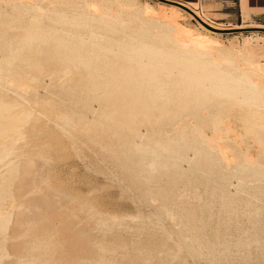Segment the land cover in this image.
Segmentation results:
<instances>
[{"label": "rangeland", "instance_id": "obj_1", "mask_svg": "<svg viewBox=\"0 0 264 264\" xmlns=\"http://www.w3.org/2000/svg\"><path fill=\"white\" fill-rule=\"evenodd\" d=\"M31 1L22 0L21 4L18 2L22 6L21 8L24 9L21 12L23 17L26 13L23 20L19 13L21 8L17 2L12 5L0 3V8L3 5L1 9H6L3 12L9 15L10 22H12L14 17L18 19V14L19 18H21L20 23L14 19L13 24L9 22L6 14L4 20L2 18L1 21L0 18V22H5L7 25L0 23V57H2L0 61L5 62H0V69H2L0 70V76L3 78L7 77L5 78L7 81L0 77V84H3L0 85L2 86L0 88V105H2L1 101H4L3 105L5 102L8 106L13 104V107L10 108V115L13 118L15 116L23 117L21 116L22 114H33L29 120L23 119L22 124H20V121V123H14L15 125L11 123L14 126L11 130L15 128L14 130L16 131L11 133L9 130L10 133L6 137L2 136L3 140L0 137L2 141L5 140L4 142L0 141V146L3 145L2 148L7 146L6 148L12 149L11 147L9 148L12 145L13 153L15 151L14 154L11 153L13 157H8L9 159L3 165H0L1 170L5 169L3 171L0 170V176L4 178L1 180L2 178L0 177V180L5 181L4 186H8V188H4L9 190V192L5 190V201L1 200L4 201L3 203L0 201L2 203H0V206L2 205L0 213L2 210V213L4 211L9 212V214L12 213L11 217L9 215L11 222L8 224L7 232H2L7 234L1 235L0 232V264H27L28 262L30 264V257L33 258L31 260V262L33 261L32 264H43V260L46 264L49 262L50 264H264V169L261 171L246 170L241 168V166H236L225 173L223 183L220 184L213 181L215 177H210L208 170L202 169V171H199V138L197 132L199 130L203 131L201 128L205 132L207 131V134L211 132L208 122L202 117L203 109L200 105L203 103V99L193 97L184 99L185 96L182 98L177 95L178 90L186 87L189 81L188 78L193 73L189 72L190 75H188L187 79L185 77L188 72H185L184 77L183 74L180 75L181 77L175 75L172 79L165 80V84L162 86L165 87L166 85L170 100L166 101L168 105L163 108L164 111L162 112V108H159L161 113L156 107L154 109L158 112L155 113L153 109V114L149 113L152 116L146 118L141 117L145 113L140 110V116L137 113L136 115L139 117L135 119L137 121L133 122L134 125L135 123L137 124L136 127L131 125V130L124 128V131L120 124L115 123L117 126H114L112 125L114 124L113 120L110 121L109 117H106L105 114L107 113L105 112L109 114L112 109L104 103L105 97L102 90L105 86L104 84H107L111 79V76H103L102 73L110 74L108 72L109 69H113L111 67L118 68L116 67L117 61L114 64V61H111V56H109L110 60H108V56L101 53H96V55L99 57L104 55L106 56L105 59L104 56L102 59L95 55L89 59L91 56L89 57V54L84 53V57H87L85 59L89 60V62L95 64L97 60L95 64L97 72L95 71L96 67L92 63H90L91 66L89 65V70V67L84 69L82 68L84 66L80 64L81 68L80 66L75 68L78 64L75 63L77 66L74 65L73 62L76 61L71 56H68L72 54L71 50L67 49L66 53V48L65 51L60 50L63 47L61 48L56 43L58 50L56 49L57 47L55 48V42L49 41L50 43H46L47 46L43 44L44 50L49 47L48 52H46L47 50L43 51L42 44L34 43L32 47H34V50H38L35 63L31 64V67L30 64L26 63L23 65L24 67L22 66L23 68L19 69V76L18 73L16 74L17 78H22L21 80L19 78V80L23 83L30 78L36 77L38 81L35 78L32 80V82L35 81L32 85H37V88L36 86H34L35 88L31 87L30 79L26 84L31 87V91L29 89L30 92L28 91L19 97L15 96L16 94L14 93L16 91L11 90L12 85L8 84V81L9 83L11 82L9 78L11 70L6 65V59L10 55L9 52L13 53L15 48L17 50L20 46V44L17 46V42H19L17 40L20 38L24 39L26 36L24 32H28L25 27L31 24L29 23L31 22L30 18L32 20L34 15L32 14L33 16H31L33 12L30 13V8L27 7V10L25 7ZM35 1L33 0L32 3L41 6V8L43 6L41 13L47 9L44 12L45 15L46 13L49 15L48 13L50 12L51 15L53 13L55 15L57 11L61 10L62 6L64 7L63 0H52V4L51 0L44 3L41 2L42 4H38L40 0ZM121 1L123 3L125 1V4L128 1L127 4L132 2L130 4H135V7L137 3V7H139L136 8H140V11L141 7H149L156 13L163 12L162 10L159 11V9L164 4L157 0ZM170 1H175L185 6L197 4L196 9L193 11L196 13L195 15L217 29H264V0H248L246 10H243L244 7L241 0ZM23 2L26 5H22ZM49 4L54 7V10L53 8L51 9ZM14 5H17V8L12 9L11 7ZM164 6L169 7L168 5ZM1 9V17H4L5 15H3ZM27 11L30 13L29 17H27L29 15ZM164 13L169 15V12ZM10 15L12 18H10ZM52 16L49 15L43 18V23L46 20L47 25H44V27L41 25V29L48 28L49 22L47 20L49 18L50 20L57 19ZM178 16L177 21L182 28L193 32L196 38L203 36L202 25L192 15L181 11ZM143 18L145 19V17ZM7 23H10V25L8 26ZM54 23L52 22L56 26H50L51 23L49 24V27L54 29L51 28L52 30L50 31L55 32L58 29V32H55V35H52L54 32H50L49 36L62 37L56 33H59V27H63V25L61 26L57 22ZM27 28L29 29V25ZM64 28H62V33L63 31L69 32V28L68 30ZM70 28L71 32L74 31V33L77 32L76 35L79 34L80 31ZM49 29H46V31H49ZM23 30L25 31L23 32ZM107 30L104 33L101 30L100 34H105L107 37L116 35L110 33L109 36V33H107L109 30ZM65 34L62 38H64ZM69 34L72 37L73 33L69 32ZM131 35L134 36L135 34ZM45 36H48V32ZM69 36L65 37L69 38ZM115 37L118 38V36ZM212 37L213 42H217L215 45V53L217 52V54L213 51L214 56L218 55V59L225 55L228 61L229 58L232 59L230 61H234V67H229L232 62L222 66V70L225 72L229 73L230 71L231 73V71H235L232 73L238 77L241 74L251 72L253 65L264 66V32L250 31L212 35ZM119 38H124V34H120ZM20 42H22L21 39ZM214 43L211 47H214ZM14 45L13 50L12 47ZM6 47L8 48L5 50ZM54 48L60 53L64 52L61 55L66 53L67 55L65 56L67 58L60 57V54L58 56L56 50H52ZM212 50L210 51L212 52ZM4 51H8V56ZM69 51L70 53H68ZM43 52L44 56L42 57ZM176 53L180 54V51H176ZM4 54H6L7 58L2 56ZM214 56L212 60L216 59ZM4 58L6 61H4ZM37 59L40 60L38 61ZM68 59H71V63ZM107 60L113 64L111 66V64L106 63L108 69L106 72L107 69H105L104 62H107ZM210 60L211 58L207 61L210 62ZM101 61H103L105 70L101 68L103 65ZM97 62H101V67ZM42 64L44 67H42ZM119 64H122V62H119ZM4 65H6L7 69ZM108 66L111 67L109 68ZM128 66L122 65L121 67L129 70ZM67 68L71 69L69 70L71 73L66 72ZM91 68H94L93 71L95 72L91 71V73L93 72L96 76L98 73L100 77H106L105 81L107 82H103L104 78L101 77L99 79L100 77L98 78V76L96 81L99 80L97 82L100 83L95 80L93 84L92 81H87L93 78L92 75L88 77L90 76ZM242 69H244V73H241ZM3 70L4 73L6 71L5 74H3ZM237 70L241 71L237 72ZM24 71L28 74L33 73L32 76H34L31 77V74L25 76ZM63 73L70 75L64 78ZM21 74L23 75L21 76ZM255 77V79L259 78L260 82H264L263 74H257ZM114 78H112V83L115 86L114 84L112 86L111 83V88L107 89L108 91H114L118 82H121L117 77ZM2 82H6V88H4V83ZM101 82H103V86L100 85L98 88L99 90L102 88L100 93L103 96L97 91L98 88L95 85L101 84ZM90 84L92 87H90ZM189 84L188 87H195L194 82ZM3 88L12 93L3 91ZM93 88L96 89L93 90ZM94 91H97V97ZM171 94L173 95L170 96ZM176 97L180 98L179 102L177 104H169L172 100L176 101ZM92 99H97L98 101H93ZM102 104L105 105L104 109H101L103 108ZM14 105L20 107L15 109L16 106ZM89 107L93 110L95 109L94 112L88 109ZM261 111L264 114V110ZM25 112L29 113L26 114ZM239 117L237 115L233 117V122L237 126L241 125V117ZM106 118H108L107 120L112 126H109L110 124ZM139 118L145 119L141 121ZM238 119H240V122H238ZM100 120L103 123H101L102 127L108 126L111 128L107 127L104 129L100 127ZM118 125L120 126L118 127ZM113 126L116 129H113ZM197 127L199 128L198 130ZM193 131L197 132L194 133ZM260 136L264 138V133H260ZM243 148H246L243 149L244 151L249 150L250 154L258 159V163L264 166V151L259 149L258 146L256 148L251 141H248ZM173 157L178 159L179 172L181 174V177L176 179L169 175L167 176L168 173L172 172ZM154 160H157L162 167H153L151 161L153 162ZM10 161L16 163L12 164ZM8 162L12 165L11 168L7 165ZM17 164L18 170L14 172L18 171V174L16 172L14 176L12 168ZM17 167L14 168L17 169ZM8 168L12 170L13 177H11V174L7 176L10 172ZM6 171L7 175L4 173ZM14 177L16 179L19 178L17 180L14 179V181ZM172 180H175V183L173 189H169L168 185ZM0 185L3 184L0 182ZM169 191H172L175 195L167 196ZM6 193L12 194H9L11 197L13 196L11 200H9L10 196L8 195V197ZM164 194H166V197H164ZM176 194H182L184 200H190L189 204L193 214L188 218L183 217V207L175 204ZM12 201L18 203L14 204ZM8 202L12 203V212L7 211V208L10 210L9 206L11 205ZM13 204L15 207H13ZM19 204L24 205L19 207ZM3 205L7 206L6 209H4ZM17 207L19 211L14 210ZM6 212L3 214H6ZM173 215L177 216L172 218ZM170 216L173 220L170 219ZM10 225L12 226L9 227ZM25 227L27 230L30 227L35 230L31 231L30 228L28 232ZM38 242L45 244L47 242L49 247L45 244L44 247L43 243L38 244ZM31 243H34V246L36 245V247L32 245L33 250ZM51 244H53L52 247H50ZM37 250L40 251L38 252ZM35 253L38 257V262L34 263V260L37 259ZM28 254L31 255L28 257ZM5 256H7V260H5ZM40 256L44 257V259L39 258ZM49 258L50 261L48 262Z\"/></svg>", "mask_w": 264, "mask_h": 264}, {"label": "bare ground", "instance_id": "obj_2", "mask_svg": "<svg viewBox=\"0 0 264 264\" xmlns=\"http://www.w3.org/2000/svg\"><path fill=\"white\" fill-rule=\"evenodd\" d=\"M32 1L28 2L27 6L25 7V8H27V7L30 8L29 9L30 13L33 12V13H31V16L34 15L32 20L30 18L31 22H29V23H31V24L27 23L29 25V29L27 28L28 25H26V27H25L26 30H28V32L26 31V33H25L24 32L25 30H23V32H24V34H26V36L29 33L28 36L26 37L24 35L25 38L22 36L25 39L24 40V39L20 38L22 40V42H20V39H18V38H17L18 40L16 39L17 41H19V42H17L18 44L16 43L17 46H19V44H20V46L17 48V50H16V48L14 50V47L16 45L15 44L12 47L14 52L13 53L9 52L10 55L8 58L6 57V54L8 51L7 52L4 51L6 54L2 55V56H5L7 58L6 59L7 60L6 65L11 70V74L9 76L11 82L9 83V81H8V84L10 86L12 85L11 90L13 89V91H16L14 93V94H16L15 96L19 97L20 95L26 94L31 87L36 86V88H37V85H32L33 82L35 83V81L32 82V80H34L36 78V77L35 78L33 77L34 75L32 76L33 73L28 74L24 71L25 76L31 74V77H33V79L30 78L31 80L29 79L31 81L30 82L31 87H29V85L26 84L29 82V80H27V82H26V81H24V77H23V81L25 82V83H23L22 81H20L22 78L19 77L20 80H19V78H17L20 74V73H18V71H19V69H21V67L23 65H25L27 63V64H30V67H31V64L35 63L38 50L36 51V50H34V47H32V45L34 43H40V45L42 44L41 47L43 48V51L47 50L46 52H48L49 47L48 48L45 47L46 49L44 50L43 44L45 45L46 43H50L49 41L55 42V48L57 47L56 43L61 48L63 47V49H60V50L65 51V48H66V53H67V49L71 50L72 54H69L68 56L69 57L71 56V58L74 61H76V62H73L74 65L78 64V66L76 65L77 67L72 65L75 68H78L81 65V66H84L82 68L87 69L86 67H89V65L91 66L90 63H92V62H89V60L85 59L86 56L84 57V55H83L84 53H86L87 55L89 54V57L91 56L89 59H91L93 57V55H95L97 57L98 55H96V53L97 54L101 53V54L108 56L107 57L108 60H110L109 56H111L112 57L111 61L113 60L114 64L116 63V61L118 64H119V62H122V64H119V66H117L118 64L116 65V67H118V68H114V67H111L113 63L111 64V62L109 63L107 60V62H104L105 66L107 65L106 63H109V64H111L110 67L113 69L112 70L109 69L108 73H110V74H106V73L103 74L101 71L100 72L102 73L103 76L104 75L105 76L106 75L111 76V79L108 82L110 84H108V83L104 84L105 86L103 87V89L101 88L103 90V94L105 97L104 103L109 105L110 108L112 109V110L109 109L110 110L109 114H108V112H105L108 114V116H107V114H105V115H106V117H109L110 121L113 120L114 124H112V125L117 126V125H115V123L120 124L123 127V129L121 127L120 128L124 131H125V129L131 130V128H132L131 125L136 127L137 124L135 123V125H134L133 122L137 121L135 119L136 118L138 119V117L140 116L139 115L140 110L145 113V114H143L141 112L143 114V116L141 115V117H146V118H148L149 116H152L151 115V114H153L152 110L156 107H158L157 110H159V108H162V112H163L164 111L163 108H165L168 105V103L166 101L170 100L169 91L166 89V85H165V87L162 86L165 84L164 83L165 80H170L175 75L180 76L183 74V77H184L185 72L186 73L188 72V74L185 73L186 74L185 79H187L188 75H190L189 72H191V73H193V75L189 76L188 84H186L185 88H183V86H182L183 89L178 90L177 95H178V97H182V98H183V96H185L184 99L187 97L203 99V103L200 105V107L203 109L202 117H204V119L208 122L209 130L211 132H210V134H207L206 133L207 131L205 132L204 129H202V128H201V130H203V131H200V130L198 132L195 131V132H197L198 138H199L198 139V141H199L198 142V144H199V147H198V153H199L198 169H199V171H202V169L208 170L209 176L215 177V178H213V181H216V183L220 184V183H223L222 181H223V177L225 176V173L229 169H232L236 166H241V168L246 169V170L254 169V170L261 171L264 169V166L260 165L258 163V159L253 157L252 154H250L249 150H246V151L243 150V149H246V148H243L244 145L246 143H248V141H251L256 146V148L258 146L259 149L264 151V138L262 136H260V133H264V114L261 113L262 112L261 110H264V102H263L264 101V82H260L259 78L255 79L257 77V76L255 77V75H257V74L258 75H260V74L264 75V66L263 67L259 66V64H257L256 66L253 65L252 66L253 68L250 67L251 70L249 69L251 72H248L249 70L246 71L248 73H244L245 72L244 69H242L243 71L237 70V72L241 71V73H244L238 77L233 75V73L235 71L234 72L231 71V73L229 71V73H228V72H225L224 70H222L223 65H225V64L228 65V63L232 62L229 64V67H231L234 64L233 63L234 61H230V60H232L230 58L228 61L227 58L225 57V55L223 57H219L218 58L219 60L217 59L218 55L216 57L214 56L215 54H217V52L215 53V50H216L215 45L217 42L216 43L213 42L214 40L212 39L213 38L212 35H219V34L202 26L203 27L202 31H204L203 36L196 38L194 36L193 32H191L190 30H187L185 28H182L179 25V22L177 21V16L183 10H181L180 8H177L175 6H169V7H166L164 5L160 6L162 8H160L159 11L162 10L163 12H169V15H168L166 13L163 14V12H161V13L157 12L156 13L154 10L150 9L149 7H146V8L141 7V11H140V8L137 9L139 7V6L137 7V3H136V7H137L136 8L135 4L134 5L130 4L132 2L127 4L129 1L125 4V1L123 3V1H121V0H115V1H111V0L110 1L109 0H63L64 1L63 2L64 7L62 6L61 10L57 11L55 15H53L54 14L53 13L54 7H52L49 4L51 6V9L53 8V10H52L53 16L50 14L51 12L48 14L52 17L55 16L57 19L53 20L51 18L52 20H50V18L48 17L49 20H47V21L49 23L47 26L48 28H46V29H49V28L50 29H49V31H46V29H44V28L41 29V25H43V27H44V25H47V23L45 22L46 20H44V23H43V18L49 16V15H47V13H46V15L44 13V12H46L47 9L44 10L43 13H41L43 10L42 9L43 6L41 8V6L35 5L34 3H32ZM45 1L47 2L49 0H42V1L40 0V2L38 1V4L39 3L42 4ZM241 1L243 4V7H244L243 10H246L249 1L248 0H241ZM15 2H17V3L20 2V4H21L22 0H0V3L5 4V5H12ZM20 4H19V6H20ZM51 4H52V0H51ZM22 5H26V4H24V2H23ZM53 5L55 6L54 2H53ZM2 6H1V8H2ZM14 6H12V7L8 6V7H11L12 9L17 8V5L15 7ZM47 6H48V4H47ZM21 7L22 6H20V8ZM59 7H60V5H59ZM59 7H57V8L59 9ZM186 7H188L192 11H194L197 7V4H192V5H189ZM44 8H45V6H44ZM22 9L23 8H21V10H19V9L18 10L20 11L19 13L22 16V20H23L25 18L26 13L24 14V17H23V15H22L23 13L21 14V12L24 11V9L23 10ZM48 9H49V7H48ZM142 9H144V10L142 11ZM1 10H2V12H3V10L6 11V9H1ZM27 10H28V8H27ZM25 12H26V10H25ZM30 13L27 17L30 16ZM5 14L7 15V18H8L9 15L6 12H5ZM5 14L3 12V15H5ZM6 15L4 17H1V13H0L1 21H2V18L4 20ZM68 15H70L71 17ZM142 15H144L143 17H145V19L143 17H141ZM10 18H12V16ZM12 19H13L12 22H10L11 19H9V22L13 24L15 17ZM20 19L21 18H19V14H18V19H15V20H17V22L20 23V21H21ZM50 21H52L53 23H54V21H56L57 23L61 24V26L63 25V27H59L61 33L59 31V33H56V34H58V35L60 34L63 37V35L65 33H66L65 36H69L70 35L69 32H70V33H73L75 36L72 34V37L69 36V38L65 37V36H64V38H62L60 36L59 37H57V36L50 37L51 35L49 36V34H51L50 32H52L50 30H52L53 27H49V24L51 23L50 26L51 25L56 26V25H53L52 22H50ZM203 22L206 23L205 21H203ZM0 23L2 25H6L5 22H0ZM10 23H7L8 26L10 25ZM22 23H23V21H22ZM64 25H66V26H64ZM207 25L210 26L209 24H207ZM68 26L74 28L75 31H77V30L80 31L79 34L76 35L77 32L76 33H74V31L71 32L70 31L71 28ZM210 27L213 29H217V28H214L212 26H210ZM8 28H10V27H8ZM62 28L66 29V30H68V28H69V32L65 30L66 32L63 31V33H64L63 34ZM14 29H17V28H14ZM23 29H24V27H23ZM43 30H44V32H42ZM57 30L58 29H56L55 32H58ZM101 30L103 33L106 32L105 30H107L108 31L107 33H109V36H110V33H112V34L114 33V34H116L115 36H118V38H116L114 35H112V36L115 38H113L112 36H111L112 38L107 37L105 34L102 35V34H100ZM218 30L223 31L224 29H218ZM226 30H228V29H226ZM47 32H48V36H45L47 34ZM55 32L52 35H55ZM119 33L124 34V38H122V39L119 38V36H120ZM131 34H135V35L133 36ZM1 41H2V39H1ZM213 43H214V47H211L213 45ZM39 46H38V48H39ZM46 46H47V44H46ZM7 48L8 47H6L5 50ZM55 48L52 50L58 49V47L56 49ZM212 49H214V50H212ZM210 50H212V52ZM176 51L177 52L180 51V54H177ZM213 51L215 54H213ZM52 53H53V51H52ZM56 53H58V56L60 54V57H65V59L67 58L65 56V55H67L66 53H65V55L64 54L61 55L64 52L60 53V51L56 50ZM68 53H70V51ZM45 54H47V53H45ZM220 54L221 53H219V55ZM104 55H102V56L100 55V57L99 56L98 57L103 59ZM7 56H8V54H7ZM43 56H44V52H43L42 57ZM106 56H104V59ZM213 56L217 59V61H216V59L212 60ZM221 56H222V54H221ZM60 57H59V59H61ZM0 58L2 59V57H0ZM99 58H97V59H99ZM209 58H211L210 62L207 61ZM220 58L221 59L223 58V59L221 60ZM224 58H226V59L224 60ZM102 59H100V60H102ZM6 60L4 58V61H6ZM68 60H67V63H68ZM95 60H96V58H95ZM96 61H95V64H96ZM103 61H101L102 64H103ZM218 61H220V62H218ZM101 62H97V63L100 65ZM1 63H5V62L2 61ZM70 63H71V61H70ZM95 64L92 63L93 66H95ZM6 65H4V66L6 67ZM99 65H97V66L99 67ZM120 65L121 66L122 65L123 66L129 65L128 66L129 70L124 69V67H121ZM81 66H80V68H81ZM103 66H104V64L102 65V67L100 65V67L102 69H104ZM42 67H44L43 64H42ZM25 68H26V66H25ZM6 69H7V67H6ZM6 69H4V70H6ZM89 69H90V67L88 68V70ZM105 69H107V66L105 67ZM0 70H2V69H0ZM4 70H3V74L6 73V71L4 73ZM69 70H71V69H68L66 72H70ZM93 70H94V68H91L90 74H89L90 76H88V77H91V75H92L93 78H90V79L87 78L88 79L87 81H90V82L92 81V84L95 83L97 76H98V78L100 77L98 75V73H97V76L94 75L95 72ZM104 70H103V72H104ZM91 71H93L94 73L92 72L93 73L92 74ZM95 71L97 72V67H96ZM107 71H108V69L106 70V72ZM66 72H64V73H66ZM0 73H1V71H0ZM17 73H18V76L16 77ZM64 73H63L64 78L70 75V74L66 75ZM22 75L23 74H21V76ZM253 75L255 78L253 77ZM103 76H101V77H103ZM0 77H1V79L3 78L2 76H0ZM101 77L99 79H101ZM114 77L115 78L117 77L118 79H120L121 82H118L114 91H108L111 88V83L113 80L112 78H114ZM5 78H7V77L5 76ZM5 78H3V79H5ZM103 78H102V81H103ZM105 78H104L103 82H107V81H105ZM36 81H38V79ZM97 81H99V80H97ZM114 81H116V80H114ZM263 81H264V78H263ZM103 82H101V84H95V85H97V88H98V87H100V85H102ZM179 82H181V81L179 80ZM191 82L195 83L194 88L192 87L193 84H191L192 88L188 87V85H190L189 83H191ZM2 83H4V88H6L5 87L6 82H2ZM97 83H100V82H97ZM87 84H89V83H87ZM113 84L114 83H112V86H113ZM0 85H3V84H0ZM114 86H115V84H114ZM1 87L2 86H0V88ZM84 87L86 88V86H84ZM90 87H92L91 84H90ZM4 88L2 89L3 91L5 90ZM88 88H89V85H88ZM94 89H96V88H93V90ZM101 89L99 90V88H98L97 91H99V93H100V92H102ZM9 90H10V88H9ZM105 90H107V91H105ZM6 91L12 93L11 91H8L7 89L5 90V92ZM30 91H31V89H30ZM87 91H88V89H87ZM97 91L96 92L94 91L96 97L98 95ZM103 94L100 93L101 96H103ZM95 95H93V96H95ZM172 95L173 94H171L170 96H172ZM26 96H28V95H26ZM22 99H23V97H22ZM19 100H21V98H19ZM94 100H97V99H94ZM179 100H180V98H177L176 101L172 100L169 102V104H171V103L177 104L179 102ZM196 101H198V100H196ZM1 102H2L1 104L3 105L4 101H1ZM5 103L3 106L0 105V137H2V136L6 137V135H8V133H10V132L12 133V131H16V130H14L15 128H13V130H11L12 127H14L13 125L16 124V122L20 121L21 123L20 122L19 123L22 124V122L24 120H29L30 117H32V115H33L32 113L28 114L29 112H27V113L25 112L28 115H24L21 113L22 114L21 116H23V117H18V116L16 117L15 116L16 118L15 117L13 118V116L10 115V108L13 107L12 106L13 104L8 106L7 103L6 104ZM89 103H91V102H89ZM159 103H161L160 106H158ZM184 104H186V103L184 102ZM195 104H196V102H195ZM5 105H7V106H5ZM16 105H14V106H16ZM99 106L101 107V105H99ZM104 106L105 105H103L102 106L103 108H101V109H104ZM19 107L20 106H18V107L16 106L15 109H17ZM86 107H88V106L86 105ZM139 107H140V109H139ZM105 108H107V107H105ZM15 109H13V110H15ZM88 109L93 110V109H91V107H89ZM101 109H100V111H101ZM94 110L92 112H94ZM157 110L154 109L155 113L158 112ZM101 112H103V110ZM149 113H151V114H149ZM136 114L139 116H137ZM236 115L238 117L239 116L241 117V122H240V119H238L239 121L237 120L238 122H240V124H241L240 126L235 125V123L233 122V117H235ZM107 119L108 118H106V120ZM139 119L141 121L143 119V121H144L145 118H142V119L139 118ZM154 119L156 120V118H154ZM66 120H67V118H66ZM140 120H138V121H140ZM103 121L105 122V120H103ZM107 122H109V121L107 120ZM101 123L102 122L100 120V124ZM25 124H26V122H25ZM100 124H99V126H100ZM102 124L100 127H102ZM106 124L109 125L110 122H109V124L108 123H106ZM112 125L110 124L109 126H112ZM120 125H118V127ZM114 126H113V129L115 128ZM16 127H18V126H16ZM107 127H105V128H107ZM198 127H197V130L199 129ZM102 128H104V127H102ZM86 129L88 131L90 130L88 128H86ZM194 129L196 130V128H194ZM9 130H10V132H9ZM17 130H20V129H17ZM61 130H63V129H61ZM84 131H85V129H84ZM117 131H119V130H117ZM18 133H20V132H18ZM2 140H3V137H2ZM2 140L0 139L1 142L5 141V140L4 141H2ZM9 141H11V140H9ZM0 147H1V149H3V150L0 149V165H3L6 162V160L9 159L8 157H11L15 153V151L13 153L12 145L9 146V148L11 147L12 149L6 148L7 146L5 148H2L3 145H1ZM238 150L240 151V153ZM11 153H13V154H11ZM173 159H174V164L172 165V172L168 173L167 176L169 175L172 178L174 177V179H176L178 177H181V174L179 172L178 159L175 157H173ZM240 159H242V160L240 161ZM8 163H7V165H9L11 168L12 165L10 163H12V161H10L9 164ZM14 163H16V162H14ZM14 163H12V164H14ZM151 164L153 167H156V166L162 167V165H159L157 160H154L153 162L151 161ZM17 166H18V164L16 166H13V168H12L13 172L15 170H18ZM5 167H6V165H5ZM14 167L15 168L17 167V169H15ZM3 170H5V169H3ZM3 170H1V171H3ZM12 170H10L9 175H7L8 174L7 171L4 173H6L7 176H10V174H11L12 175L11 177H13ZM16 172L18 174V171H16ZM16 172H14V176H15ZM2 175L4 177H6L4 174H2ZM216 177H217V179H216ZM1 178H2L1 180L4 179L3 177H1ZM14 179L17 180L15 177L13 178V180ZM1 180H0V182L3 185H0V201L5 199V190H8V189H5V188H8L7 185H6L7 187L4 186L5 181L3 182ZM174 183H175V180L174 181L172 180L169 183V185H168L169 189H173ZM8 192H9V190H8ZM11 193H9V194H11ZM6 194H7V196L9 195L8 193H6ZM182 194L181 195L176 194L177 196L175 197L176 198L175 204L181 205L183 207V210H182L184 213L183 217L188 218L191 214H193L192 209L190 208V204H189L190 200L187 199L188 197L186 198L187 200H184V196H182ZM171 195H175V194H173L172 191H169V194H167V196H171ZM12 197L10 196L9 200H11ZM164 197H166V194H164ZM200 199H202V198H200ZM4 201H1V202L3 203ZM6 201H7V199H6ZM13 201H15V200H13ZM13 201H12V203H14V204L18 203V202L15 203ZM8 203H7V206H8ZM12 203L9 206L10 210H8V208H7V211H11ZM23 205L19 204V207L20 206L23 207ZM7 206H4L5 208L4 207L3 208L6 209ZM0 207H2V205ZM13 207H15V205ZM14 210L15 211L18 210V207H17V209L14 208ZM2 211H1V213H2ZM4 212H6V211H4ZM1 213H0V232L2 235L3 231L7 232L8 224L11 222L10 217H11L12 213L11 214H9V212H6V214H3V213L1 214ZM9 215H10V217H9ZM171 215H172V213H171ZM175 216H177V215H173L172 218ZM172 218L170 216V219H172ZM12 220H14V219H12ZM11 226L12 225H10L9 227H11ZM28 227H29V225H28ZM30 228H31V231L35 230V229H32L33 227H30ZM30 228H28L29 231H30ZM158 228H161V227H158ZM25 230H27L26 227H25ZM39 243L40 242H38V244ZM42 243H40V244H42ZM48 243H49V241H48ZM33 244L31 243V246ZM44 244L45 243H43V246H44ZM49 244H47V242H46L45 245H47V247H49ZM52 245L53 244H51L50 247H52ZM25 246H26V244H25ZM33 246H32V250H33ZM34 247H36V245ZM192 249H194V248H192ZM4 250H3V252H4ZM42 254H44V253H42ZM30 255L31 254H28V257ZM38 255H40V254H38ZM5 257H6L5 260H7V256H5ZM25 257H27V256L25 255ZM35 257L37 259L34 260V263L36 261L38 262V257L36 256V253H35ZM35 257H34V259H35ZM9 258H10V256H9ZM30 258H29L30 264H32L33 261L31 262V260L33 258H31V259ZM39 258H42V257L40 256ZM25 259H27V258H25ZM43 259H44V257L42 258V260ZM39 261H40V259H39ZM49 261H50V258H49L48 262ZM0 262H1V259H0ZM44 262L45 261L43 260V264H46ZM27 264H29V262ZM47 264H50V262ZM105 264H108V263H105Z\"/></svg>", "mask_w": 264, "mask_h": 264}, {"label": "water", "instance_id": "obj_3", "mask_svg": "<svg viewBox=\"0 0 264 264\" xmlns=\"http://www.w3.org/2000/svg\"><path fill=\"white\" fill-rule=\"evenodd\" d=\"M158 2L164 4V5H168V6H175L177 8H180L181 10L189 13L190 15H192L203 27L218 33V34H233V33H240V32H250V31H257V32H264V29H251V30H235V29H229V30H218V29H213L210 26H208L206 23H204L197 15H195V13L189 9L188 7H186L185 5L175 2V1H170V0H157Z\"/></svg>", "mask_w": 264, "mask_h": 264}, {"label": "crops", "instance_id": "obj_4", "mask_svg": "<svg viewBox=\"0 0 264 264\" xmlns=\"http://www.w3.org/2000/svg\"><path fill=\"white\" fill-rule=\"evenodd\" d=\"M192 5V4H191Z\"/></svg>", "mask_w": 264, "mask_h": 264}]
</instances>
